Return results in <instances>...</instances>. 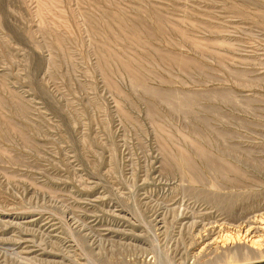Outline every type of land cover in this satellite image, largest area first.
Listing matches in <instances>:
<instances>
[{
  "label": "rangeland",
  "instance_id": "374dc122",
  "mask_svg": "<svg viewBox=\"0 0 264 264\" xmlns=\"http://www.w3.org/2000/svg\"><path fill=\"white\" fill-rule=\"evenodd\" d=\"M162 211L169 258L264 211V0H0V264L155 253Z\"/></svg>",
  "mask_w": 264,
  "mask_h": 264
},
{
  "label": "bare ground",
  "instance_id": "6f19581e",
  "mask_svg": "<svg viewBox=\"0 0 264 264\" xmlns=\"http://www.w3.org/2000/svg\"><path fill=\"white\" fill-rule=\"evenodd\" d=\"M165 212L166 211H162L161 213H157L153 216L152 219L155 221V224L153 225V232L151 228H147L153 238L156 237L157 239L156 230L159 231V229L164 226ZM156 217H160V219H157ZM182 227L188 229L189 239H187V242L185 243V246L179 256L177 258L175 257L176 259L173 258L174 256L169 258V256L166 255V252L158 245V243H160L158 239L157 243L154 245V250L156 251L153 253L149 249L150 246L153 247V244L147 248L149 244L146 246L143 245V242H141V244L139 243L140 245L138 243L133 244L131 242L133 240L129 238L131 239L130 241H126V243L121 241L120 243H122V246H129L132 249V252L130 253L125 250L126 254L122 256L116 264H241L264 259V251L257 247L260 243H262V241H264V211L258 213L255 212V214L250 215L247 218L245 217L235 225H228L226 222L217 220L203 223H196V221L191 223L185 222V224H180L181 229ZM131 232L132 230L127 228L122 229L123 234L129 233L131 237H140L139 234L136 235ZM84 238L86 243V248L84 250L87 252L84 251V253L76 258L73 256L74 253L69 249L70 245L67 246L66 244H62L63 247L58 249L60 258L55 254L46 256L47 258H40L39 255L46 252L44 248H39V251H43L42 253L33 252L32 256L28 258L17 257V252L15 251L12 253H14L15 257L19 261L27 262L28 264H63V261L69 255V257H72V259L79 263L80 256L83 258L85 257L86 261L88 260L87 253L90 255L92 254L93 256L99 255V253L108 255L114 254L113 245L110 244L112 247L107 248L108 244L106 243V240H101L99 238L95 239L92 237L88 238L87 236ZM48 252H50V249ZM216 252H218V254L214 256V258L208 259L203 263L200 262L201 257H205ZM106 261H109L107 256L106 258L101 259L98 262L95 261L94 263L103 264ZM11 262L13 263V260H11ZM19 263L20 262L15 261L14 264Z\"/></svg>",
  "mask_w": 264,
  "mask_h": 264
}]
</instances>
